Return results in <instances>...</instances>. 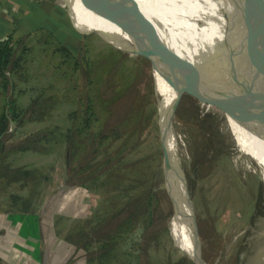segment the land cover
Listing matches in <instances>:
<instances>
[{
	"label": "rangeland",
	"instance_id": "rangeland-1",
	"mask_svg": "<svg viewBox=\"0 0 264 264\" xmlns=\"http://www.w3.org/2000/svg\"><path fill=\"white\" fill-rule=\"evenodd\" d=\"M227 1L230 8V0ZM251 1L253 0H249ZM86 7L90 10L88 16L86 12L80 13L86 22L87 36L73 40L77 46L87 47V54L82 59L81 66L74 67L72 57H65L59 51L58 37L62 34L64 39L68 38L69 27L67 21L57 15L50 17L48 36H40L38 42L30 38L27 47L11 50V61L13 60L15 64L7 67L6 78L9 82L5 88L0 89L13 100L15 95L17 99L14 101L15 110H19L16 111L17 115L13 116L7 102L5 100L3 104L2 101L0 102V109L6 105L4 120L7 119V129L1 140L4 146L9 145L12 142L9 140H14L15 137L17 141L12 149L5 151L1 157L5 162L9 161L17 167L11 175L0 180V204L8 208L24 206L22 204L29 199L27 195L30 187L34 189L37 185V181L31 180V175L35 179L44 175L43 182L42 180L39 182L40 193L43 194L55 189L60 183L69 185L70 182H77L71 185L70 192L76 195L73 196V202L76 198L78 201L85 198L89 202L88 211L83 212L86 218L95 216L98 212L95 213L94 210L99 207L102 211L111 214L103 215L109 217L101 223L102 229L95 232L82 230V225L88 221L82 220L78 222V226L74 221L64 219L60 222L62 221V225H66L68 229L64 230L60 226L58 233L55 230L53 232L50 226L52 221L48 217L49 224L46 223L45 231L48 253L54 264H64L69 253L73 255L71 259L75 258L70 264H124L123 261L128 258L131 264H196L184 251L196 252L191 206L186 217L187 229L183 230L179 214L174 218V223L185 237V242H178L181 237L176 235L170 225V218L176 210L179 197L178 192L171 190L170 169L183 171L197 224L202 258L208 264H235L236 261L238 264H262L263 259L258 252V246L264 239L256 233L264 225V179L262 178L264 143L244 112L240 91L242 87L238 88L242 129V144L239 148L232 132L233 122L231 130L225 109L213 86V80L210 77H201L197 72L186 70L185 78L199 79L184 81L174 105L171 114L174 135L173 141L170 142L171 147L163 125L169 151V159L167 157L163 161L160 125L162 127V117L167 114L177 94V71L175 70L173 74L168 73L170 67L165 65L164 79H159L155 60L150 61L145 55L120 49L109 43L97 31H92V29L101 30L120 45L127 46L131 41L125 30L98 14L96 0H88ZM257 11L259 22L264 29V6L258 7ZM38 12L40 16L41 11ZM227 14L229 16L228 11ZM130 16L142 31L153 35L154 18L151 0H136ZM178 42L181 44L182 40ZM80 48L74 52L77 58L82 56ZM99 55H105L106 61L101 64V68L95 64L87 75L86 64L91 61L99 62L98 59L96 60ZM115 58L120 62L122 59L123 61L117 66L120 72L115 73L118 75V84L114 86L116 90L113 96L124 86L121 75L129 81V88L111 102L110 111H103V104L100 102L102 97L99 94L100 78L103 75L101 69L108 67ZM214 74H212L213 78ZM225 74L229 79V85L232 75L226 72ZM88 78H90L89 82ZM97 94L99 107L93 103L95 107H90L91 112L81 117L84 109L89 106L88 101H85L87 96L98 100ZM227 104L231 119L235 121L230 105L229 86ZM85 118L89 120L85 121ZM74 120H79V123L84 122L81 126L85 128L88 136H94L102 124L104 128L117 126L115 128H126L128 132L139 128L137 136L135 135L137 140L134 136L129 139L126 137L125 140H123L124 136L119 137L113 145L112 142L107 145L111 146L109 148V153L113 154L111 158L105 160L102 155L104 152L93 156L91 151L92 155H88V152L82 158V166L80 164L78 167V160L72 163L66 161L67 153L63 139L67 128L71 130L75 128ZM121 135L119 132V136ZM85 138L88 141L93 140V137ZM118 157L129 161L131 169L127 172V176L131 178L130 183H133L132 192H137L134 181L140 176L147 191L146 195L150 192L149 183L156 190V195L152 197V222L150 220L147 224L146 213H141L139 223L145 216L141 223L145 227L134 230L133 239L126 235L128 230L123 229L124 227L130 229V225H121L122 228L117 231L112 228L115 223L123 220L124 223L131 224L133 213L130 211L119 216L113 214L116 208L113 201L116 199L112 197L109 201L106 194L111 181L97 179L93 183L90 180L93 174L90 168L94 167L95 163L96 166L100 163L109 164ZM138 158L141 160H137ZM14 174L19 176V180L13 185L9 181ZM78 182L89 185L85 186L89 190L83 191L81 195L80 190L83 186L78 185L80 184ZM45 197L42 194L37 196L39 207ZM61 198L60 196L59 200L55 201V209L59 208L64 214L76 215L79 207L75 208L71 205L69 209L67 207L62 209ZM84 207L86 208V204ZM185 208L188 210L187 204ZM80 225L81 233L74 238L75 247V244L68 242L67 236L63 239L61 235L71 233L70 227L76 229ZM105 231H108V234L104 236H113L112 239L121 243L110 246L111 256L105 253L103 256V253L99 252V250L105 251L108 246L105 242L101 246L98 240V233ZM124 240L132 242L125 247L128 252L123 253ZM139 240L141 244L137 243Z\"/></svg>",
	"mask_w": 264,
	"mask_h": 264
},
{
	"label": "crops",
	"instance_id": "crops-1",
	"mask_svg": "<svg viewBox=\"0 0 264 264\" xmlns=\"http://www.w3.org/2000/svg\"><path fill=\"white\" fill-rule=\"evenodd\" d=\"M38 11H41L40 16ZM80 12V7L75 0H0V41L7 40L12 51L19 48L21 50V48L28 46L27 41L30 38L38 42L40 36H48L50 17L57 15L66 20L69 27L68 38L64 39L62 34L58 37V47H79L73 40L84 38L88 32L85 19ZM66 40L68 42L64 43ZM7 99L8 94H4L0 89V102L2 101L3 104L4 100L6 102ZM16 100L14 95V101ZM4 107L6 108V105ZM9 141L12 142L4 146L0 136V180L11 175L13 169L17 167L9 161L5 162L1 157L5 151L12 149L17 138ZM31 177V180L37 181V185L34 189L30 187L27 195L29 199L22 204L24 206L8 208L0 204V264H54L48 253L47 232L45 231L46 223L49 224L47 218L50 217L49 220L52 221H50L52 223L50 226H52L53 232L55 230L58 233L60 226L64 230L67 228L66 225H62L60 220L75 221L85 217L83 212L88 211L89 202L85 198H82L81 201L76 198L73 202V196H76L74 192H70L73 183H68L69 185L60 183L55 189L43 194L40 193L39 182L40 180L43 182L44 175L42 178L38 176L36 179L33 178V175ZM17 180H19V176L14 174L9 182L14 185ZM78 185L83 186L80 190L81 195L83 191L89 190L82 184ZM41 194L46 197L39 207L37 196ZM60 196L62 197L61 201L63 200L62 209L64 207L69 209L71 205L75 208L79 207L76 215L64 214L59 211V208L55 209V201H58ZM85 204L86 208L84 207ZM67 211L69 212V210ZM29 216H35V218ZM61 236L63 239L66 238V235ZM68 240L73 245L75 244L72 240ZM72 256L71 253L67 254L64 264L73 262L75 258L71 259Z\"/></svg>",
	"mask_w": 264,
	"mask_h": 264
},
{
	"label": "bare ground",
	"instance_id": "bare-ground-1",
	"mask_svg": "<svg viewBox=\"0 0 264 264\" xmlns=\"http://www.w3.org/2000/svg\"><path fill=\"white\" fill-rule=\"evenodd\" d=\"M82 12L89 13L87 10L88 0H75ZM153 2V18H154V32L153 35H157L163 38L177 53L190 59H195L196 56L202 53L204 55L211 54L213 52L214 57H218V54L212 51V47L215 42L230 36L229 33L233 30H237V27L229 28L228 35L226 29L229 24L241 26L246 24L251 27L260 38L263 46L262 59L264 61V29L261 26L258 18V7L264 6L263 0H230V8L227 0H151ZM262 1V2H261ZM229 13V16L227 14ZM225 31V32H224ZM230 38V37H229ZM233 37H231L232 39ZM178 40H182L180 44ZM218 48V47H217ZM159 79H164L165 65L155 61ZM175 69L170 67L168 73H172ZM167 73V75H168ZM213 86L218 94L219 99L225 109L228 123L232 130L233 122V134L235 136L237 145L241 148L242 144V129H241V112L239 107L238 88L230 87V105L234 113L235 121L231 119V113L227 104L228 96V77L225 72H214ZM168 78V77H167ZM235 79L232 76L230 84L234 83ZM243 98V109L247 118L253 125L255 131L259 135V138L264 143V118L262 113L257 107V101L250 88H240ZM242 102V101H241ZM165 114L162 117V127L164 125L169 147H171V140L173 139V121ZM171 119V120H170ZM163 127V129H164ZM173 141V140H172ZM173 148V146H172ZM171 149V148H170ZM175 152V151H174ZM169 155V151H168ZM169 159V157H168ZM261 169L263 168L260 163H257ZM183 172V171H182ZM181 172L170 169V185L171 190L176 191L179 194L177 199V207L173 215L171 216L170 225L176 235L181 237L178 242L184 241L185 237L182 236V232L178 230L174 223V218L179 214L180 221L184 229H187L186 217L190 211V204L188 198L185 196L183 180ZM264 179V171L262 174ZM182 193V194H181ZM183 197L185 200H183ZM187 204L188 210L185 208ZM189 232V231H188ZM258 235L264 239V225L257 230ZM189 238V237H188ZM185 242V241H184ZM258 252L261 254L264 264V241L258 246ZM190 255H195V252L189 251ZM251 256V255H250ZM257 264V263H256Z\"/></svg>",
	"mask_w": 264,
	"mask_h": 264
},
{
	"label": "trees",
	"instance_id": "trees-1",
	"mask_svg": "<svg viewBox=\"0 0 264 264\" xmlns=\"http://www.w3.org/2000/svg\"><path fill=\"white\" fill-rule=\"evenodd\" d=\"M87 36V34H85V37ZM82 46L79 47H75V46H70V47H60L59 51L65 56V57H72V61L74 63V67H77L78 65L81 66V61L83 58L86 57L87 54V47L84 46L82 47V49L80 48ZM71 48V49H69ZM79 48L82 51V56L78 57L74 54L75 51H78ZM84 54V55H83ZM11 55H12V51H11V46L9 44V42L7 40H2L0 41V88H5L7 83L9 82V80H7V74H6V69L9 66H12L15 64V62H13V60L11 61ZM107 58L105 55H99V58L97 57L96 60L98 59L99 62H88L87 65V75L88 73H90L89 70L93 69L94 65L97 64V67L101 68V64L104 63V60L106 61ZM101 59L103 61H101ZM121 59V58H120ZM113 62H111L110 65H108V67H104L103 69H101V73L103 74L100 78L101 80V90L99 91L101 94L100 98V102L103 104L102 106V110L104 111H110V106H111V102H113V100L121 95H123L125 92H127V89L129 88V81H127V79L125 80V76L121 75L122 78V83H124L123 88L115 95L113 96V93L115 92V85H117L118 83V75H116L115 73H117L118 71L120 72V68L117 67L119 66L122 61L120 62L118 60V58H115L112 60ZM114 77H117L114 78ZM115 79V80H114ZM90 81V78H88V82ZM106 95H103V94ZM98 98V100H96V98L94 97H90L87 96L85 101H88L89 106H87V109H84V111L81 114V117L87 115V113L91 112V108L90 107H95L93 103L96 104L97 107L98 106V101H99V96L97 94L96 96ZM7 102V106L9 109H11V113L13 114V116H16L18 112V110H15V104H14V100L10 97H8V99L6 100ZM90 108V109H88ZM100 111V109H99ZM93 113V112H92ZM5 113H4V107L2 109H0V136H3V133L6 131V120L5 119ZM87 119L89 120V118H85V121H87ZM80 120V117H79ZM78 120V121H79ZM77 120H74V125L75 128L73 130H71L70 128H67L66 132L64 133V140H65V149H66V161L67 162H74L75 160L77 161V166L79 167V165L81 164L82 166V158H84L88 152V155H92L93 152V156L94 155H98V153H103V158H105V160H107V158H111L112 155L111 153H109V148L107 145L109 143H111V145H113V143L117 140V138L121 137L123 138V140L126 139V137H128L127 139H129L131 136H134L136 138L137 136V132L139 131V128H135L134 130H132L131 132L126 131V128H115L117 126H114V128H104L102 125L100 126V128L94 133V136H88L87 131L85 130V128H82L83 126H81L84 122L82 121L81 123H79ZM102 122L104 123V118L102 120ZM79 123V124H78ZM101 129V130H100ZM100 130V131H99ZM119 132L122 134L121 136H119ZM62 133V134H63ZM136 135V136H135ZM85 137H93L92 141H88L86 140ZM137 140V138H136ZM34 141V139H33ZM116 149V148H114ZM92 151V152H91ZM91 152V153H90ZM125 159V158H124ZM120 157H118L117 159H114V161H112L109 164H103L100 163L97 165V163H95L94 167L90 168L92 171V176H90V180L94 183L95 181H97V179L99 180H104V179H108L111 182L109 183L110 187L108 188V191H106V194L108 195L107 199L110 201V199L113 197V199H116V201H113V204L116 205L115 211H114V215H120V214H124V213H128L131 211V213H133L132 215V222L131 224H129V222L124 223L123 222H119V223H115V225L112 227L114 228V231L116 229L120 230L122 227L121 225H130V229L129 228H123V229H127L128 232L126 233V235H129L130 239H133V232L134 230L138 229V228H142L145 227L143 224V221L145 219H142V222H140V217H141V213H146V221L147 224L149 223V221L151 220L152 222V213H153V201H152V197H154V195H156V190H154L155 188H153V185L151 183L150 184V189H149V193L147 194L146 189H144L143 183H142V177L140 176V178L136 179L134 181V187L137 188V192L139 191V193L137 194V192L135 193L131 191V187L133 186V183H130L131 178L129 176H127V172L131 169L130 165L128 164L129 161H126ZM137 160H141V158H138ZM131 161V160H130ZM132 163V161H131ZM16 169V168H15ZM13 169V171L15 170ZM133 175V174H132ZM131 176V175H130ZM134 176V175H133ZM108 177V178H106ZM110 178V179H109ZM71 183V182H70ZM72 183H77V182H72ZM80 183V182H78ZM84 186H89L87 184L84 183H80ZM94 185V184H93ZM134 189V188H133ZM114 191V192H113ZM159 194V192H157ZM135 195V196H134ZM151 201H152V207H151ZM119 203V206H118ZM118 207V208H117ZM117 209V210H116ZM137 209V212H136ZM102 209L96 208L94 210V212H98L95 216L90 217L89 219L86 217L80 218L75 220V224H79L78 222H81L82 220H84V222L88 221L85 225H82V230H85V232L87 230H90L92 232L97 231L98 229H102V224L103 221L108 218V217H104L103 215H110L111 212H106V211H102ZM126 211V212H125ZM116 213V214H115ZM117 216V217H118ZM32 217L33 219L35 218V216H29ZM133 217H135L133 220ZM151 217V219H150ZM86 218V219H85ZM96 218V219H95ZM124 219V218H121ZM107 223V222H106ZM119 225V226H118ZM79 226V225H78ZM81 225L80 227L76 228L75 227H70L69 230L71 231V233H67L65 234L67 236V238H69L70 240H72L74 243H76L75 241V237H78L81 233L80 231ZM111 229V228H110ZM74 230V231H73ZM109 231V229H107ZM79 231V233H78ZM108 231L105 232H99L98 233V240L100 242V245L102 246L103 243H108V246L106 247L105 251H100L104 253L106 255H112V250H111V245L113 244H119L120 242H117L116 239H112L113 236H104L108 234ZM111 231H109V234ZM130 232V234H129ZM84 233V232H83ZM113 233V232H112ZM82 239V236H80ZM129 239V240H130ZM132 242V241H131ZM130 241H125L123 242L122 246L123 248V253L126 252L127 250L125 249V247L128 245V243H131ZM135 243V242H133ZM139 244L140 240L137 242ZM121 244V243H120ZM137 245V244H136ZM109 248V250H108ZM109 251V252H108ZM118 251V250H117ZM128 252V251H127ZM121 261H123V259L121 258ZM124 264H131L130 258H128L127 260L123 261ZM133 264V263H132Z\"/></svg>",
	"mask_w": 264,
	"mask_h": 264
},
{
	"label": "water",
	"instance_id": "water-1",
	"mask_svg": "<svg viewBox=\"0 0 264 264\" xmlns=\"http://www.w3.org/2000/svg\"><path fill=\"white\" fill-rule=\"evenodd\" d=\"M135 3L136 0H96L98 14L114 22L130 36L131 41H128L129 44H127V46L115 43L111 36L101 30H92L97 31L109 43L120 49L145 55L150 59V61L155 60L177 71L178 90L174 100L169 106L166 115L167 117H170L173 113L174 105L180 95L184 81H196L199 79L190 80L185 78V71L189 70L199 73L201 77H210L212 80L214 79L212 74L216 71H222L232 75L235 82L229 84L228 86L231 88L233 86L236 88H250L257 101V107L264 118L263 46L260 38L251 27L246 24H241V26L229 24L226 29V34L231 27L235 26L238 29H232V32L229 33L230 36L222 39L221 41L215 42L212 47V51L214 50V52L218 54V57H214L212 54L213 52H211V54L207 53L206 55H204L205 53L200 55L198 54L195 59H190L177 53L163 38L157 35H148L135 24L134 20L130 16L131 8ZM231 37L233 38L231 39ZM158 110L160 111V102L158 103ZM160 134L164 151L163 161H165L168 157V146L165 139V133L161 125ZM181 174L184 193L189 200L194 217V236L196 240L195 255H190L186 250L184 251L196 264H208L200 254V239L192 208V202L188 192L186 177L182 171ZM235 264H238V261H236Z\"/></svg>",
	"mask_w": 264,
	"mask_h": 264
}]
</instances>
